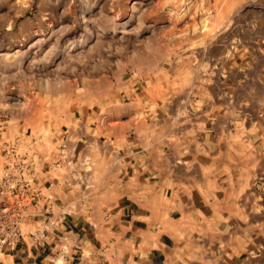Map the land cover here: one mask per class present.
<instances>
[{"label": "rangeland", "instance_id": "374dc122", "mask_svg": "<svg viewBox=\"0 0 264 264\" xmlns=\"http://www.w3.org/2000/svg\"><path fill=\"white\" fill-rule=\"evenodd\" d=\"M127 141L172 237L161 264H264V0H0V177L36 165L47 193L78 165L95 186L63 194L111 210Z\"/></svg>", "mask_w": 264, "mask_h": 264}, {"label": "crops", "instance_id": "0c3cea01", "mask_svg": "<svg viewBox=\"0 0 264 264\" xmlns=\"http://www.w3.org/2000/svg\"><path fill=\"white\" fill-rule=\"evenodd\" d=\"M138 148L127 141L120 150H113L123 165L121 169L131 177L119 183L124 188L114 193L118 197L111 210L106 207L111 204L110 199L99 202L95 199L91 189L95 181L81 178L78 165L70 176L73 186L90 184L88 190L91 191L86 189L79 193L73 189L63 194L64 181H46L52 184L53 195L61 199L67 215L42 236L38 229L48 219L44 213L46 205L39 202L30 206L27 211L30 217L24 222L25 230L22 228L23 240L5 254L2 264H161L172 237L165 231L166 225L158 220L162 212L155 205L160 198L154 193L153 176L146 177L142 166L151 164L142 158L145 151ZM109 149L103 153L110 154ZM45 167L55 165H44V170ZM138 181L150 188L131 190L129 187ZM98 184L110 185L105 179ZM56 186L62 191L60 196L54 193ZM61 211L55 213L54 218L59 217Z\"/></svg>", "mask_w": 264, "mask_h": 264}, {"label": "built area", "instance_id": "2783aa9c", "mask_svg": "<svg viewBox=\"0 0 264 264\" xmlns=\"http://www.w3.org/2000/svg\"><path fill=\"white\" fill-rule=\"evenodd\" d=\"M7 154L14 159L17 157L13 148ZM10 164L4 165V172L0 177V264L5 254L15 249L23 240L22 225L30 217L27 212L30 206L39 202L46 205L44 213L48 219L43 222L45 226L38 229V234L42 236L48 228L58 225L67 215L63 210L59 217L54 218L52 184L45 188L47 193L42 191L37 183L36 165H12V162ZM75 168V165H70V176L75 173ZM64 184L72 187V178L65 180Z\"/></svg>", "mask_w": 264, "mask_h": 264}]
</instances>
